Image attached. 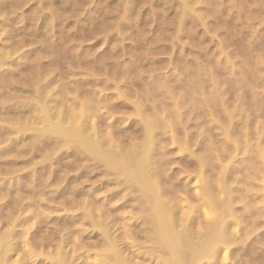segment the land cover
I'll list each match as a JSON object with an SVG mask.
<instances>
[{"label": "rangeland", "instance_id": "1", "mask_svg": "<svg viewBox=\"0 0 264 264\" xmlns=\"http://www.w3.org/2000/svg\"><path fill=\"white\" fill-rule=\"evenodd\" d=\"M0 9V52L6 59L0 66V121L5 126L0 124V150L6 147L10 151V155H0V182L5 178L13 183L15 178L22 177V183L25 179L28 183L30 177L24 175L34 171L27 168L29 165H23L24 161L33 156L36 162L53 145V138L36 142L27 132L17 134L13 125L19 121L22 124L23 121L30 122V119L34 120L30 116L39 113L35 96L31 99L32 94L37 95L36 91L50 92L53 100L48 103L55 105L53 110L61 113L76 110L77 105L88 97L97 96L100 99L98 111L90 119L98 123L105 136L109 124L128 131L130 137L137 133L140 125L133 112L137 102L145 115L152 109L163 115L167 112L166 119L172 118V132L171 135L167 133L169 141L165 144L170 159L165 172L175 175L170 183L179 189L176 194L184 209L185 205H196L198 198L205 195L200 186L204 178L206 183L210 180L208 184L215 181L212 184L216 190H213L218 194L213 192L217 196L220 193L218 198L225 197L218 190L217 180L226 167L229 171L225 174V184H231V187L236 185L237 176L245 175L241 168L248 165L246 160H252L251 164L256 160L249 164L251 168L248 165L253 168L252 173L250 169L248 171L251 178L264 172L256 151V142L262 139L260 146L264 152V0H0ZM151 90L153 95H150ZM225 122L229 125L225 126ZM174 131L179 133L178 136ZM235 139H247L253 147L251 152L233 151ZM179 141H183L181 145ZM35 143L40 151L42 145L40 153L33 147ZM68 153H58L62 162L54 163L57 172L63 173L62 164L73 159ZM55 155L58 157L57 153ZM82 163L87 166L92 162ZM226 163L229 166L225 167ZM2 166L6 172L2 171ZM101 166L90 173L93 180L100 176ZM40 167L36 166L37 169ZM73 167L67 169L69 176L88 170L81 165ZM198 168L204 174L199 172L198 176ZM89 182L83 183L85 188L89 187ZM26 190L20 185L10 187L16 204L23 202ZM3 197L0 204L3 203L2 213L6 216L10 207L6 208L4 203L11 202V196ZM208 208L199 211L202 222L213 214ZM61 209L51 212L47 219L64 215L66 211ZM11 215L16 217L18 214L15 216V212H11ZM133 216H137L136 213ZM2 225L0 231L6 229L8 223ZM83 231L85 235L94 233L88 225L83 226ZM140 239L136 237L135 240ZM14 240L9 241V247L14 251L6 252L9 264L12 261L23 264V250L28 247L20 243L22 238ZM240 245L231 244L229 250L236 247L239 248L237 251L241 250L243 245ZM38 247L35 250H48ZM94 248L96 246L86 245V250H90L86 260L90 262L98 258ZM231 255L228 254L226 260L224 253L217 255V264L238 261V254ZM36 263L51 264L46 259Z\"/></svg>", "mask_w": 264, "mask_h": 264}, {"label": "bare ground", "instance_id": "2", "mask_svg": "<svg viewBox=\"0 0 264 264\" xmlns=\"http://www.w3.org/2000/svg\"><path fill=\"white\" fill-rule=\"evenodd\" d=\"M183 7L186 8V6ZM1 52L0 66L6 60H4V53L2 52L3 57ZM151 92L147 91L146 93L153 95L154 91L151 90ZM45 93L47 91H36L37 95L31 93V99L35 96L34 103L39 110L38 114H34L35 110L32 109L36 116L31 115L30 118L34 120L23 121V124L22 121L13 124L17 134L27 132L36 142L42 138H46V140L53 138V145L52 147L50 145L49 152L44 151L46 154H42L43 156L36 162L33 160V156L27 157V160L24 161L23 165H29L27 168L34 171L31 175H24L30 177L28 183L25 182L26 179L22 183L24 180L22 177L15 178L13 183H9L5 178L1 179L0 200L4 195L11 196V202L4 203L6 208L10 207L9 215L6 216L2 213L4 205L0 204V223L9 225L0 231V264H9V254L6 252L14 251L10 248L9 241L10 239L16 241L19 238H22L20 243L28 247L23 248V264L30 263L29 260L33 264H37L36 262H39L40 259H46L51 264H217L219 261L217 262L216 256L223 253L225 260L229 259L228 254L232 253L231 256L238 254V261L230 264H264V228H262L264 225V172H261V176L255 174L251 178L248 171L252 167L249 165L252 160L250 162L246 160L250 168L248 165L241 168L245 175L235 178L236 185L234 187H231V184H228L230 186L225 184L227 180L225 174L229 171V168L226 167L229 165L226 163V168L224 167L225 169L221 171L218 180L216 179L218 190L223 192L225 197L218 198L220 193L217 196L218 192L215 191L216 188H213L215 181L208 184L210 180L208 179V183H206L207 180L204 178L205 182H200V186L205 195L198 198L196 205H185L184 209L181 199L176 194V190L179 189L170 183L175 175L165 172L170 163L165 144L169 141L167 133L172 132L170 130L172 118L166 119L167 112L163 115L162 112L160 114L159 111L150 109L151 112L149 111L145 115L137 102L133 109L140 125L137 133L130 137L128 131L119 130L116 126L113 128L109 124L105 136L101 132V127L97 126L98 123L90 119L98 111V100L100 99L96 98L97 96L88 95L90 97L77 105L76 110L61 113L53 110L55 105L48 103L53 100V95L50 92ZM52 93L54 92L52 91ZM27 98L29 99V97ZM1 122L3 121H0V124ZM226 122L229 123V121ZM226 122L224 125H229ZM175 124L177 125V123ZM175 124L174 126H176ZM1 125L4 126V124ZM110 129H113L112 132H109ZM176 131L174 132L177 133L178 131ZM224 131L226 130L224 129ZM223 134H227V132ZM182 135L184 136V133ZM241 135L243 137L242 133ZM246 135L244 136L246 137ZM247 138L249 137L247 136ZM246 140H236L233 151L244 150L245 154L250 153L253 147ZM50 141L52 142V139ZM180 141L179 145L183 142ZM260 141L256 142V151L259 153L260 162L264 165V152L261 150ZM250 142L252 141L250 140ZM31 145L30 148H32ZM184 145L187 144L184 143ZM41 146L39 147L42 151ZM33 147L36 149V143ZM6 149L5 147V150H0V155H10L8 153L10 151ZM36 150L38 153L41 152L38 148ZM67 151H69L67 155H72L73 159L62 164L64 167L59 165V167L65 168L61 170L63 173H59L53 165L59 160L61 161V156L59 157L58 153L62 154ZM218 152L220 153V151ZM56 153L58 157H55ZM213 154H215L214 151ZM224 156L226 155L224 154ZM224 156L220 157L224 159ZM83 161L92 163L86 166L82 163ZM37 165L41 167L37 169ZM78 165L84 166L88 170L85 172L80 170L77 175L69 176L67 169ZM99 165H102L103 169L99 171L100 176L93 180L90 173ZM10 167L7 168L10 169ZM3 169L4 172L5 169ZM252 169L249 172L252 173ZM197 170L198 176L203 173L199 168ZM85 181H90L87 188H85L86 185H83ZM12 185L18 187L20 185L23 190L27 189L26 196L22 197L23 202H19L20 204L18 202L16 204L15 196L10 193ZM183 186L181 187L184 189ZM45 189L49 190V193L45 192ZM213 191L217 192V194L215 193L217 197ZM201 192L202 190H200ZM103 193L106 194L103 195ZM41 195H46L44 199L47 202L41 198ZM225 198H228V201ZM42 200L44 201L42 202ZM205 207H209L213 214L202 222L199 211ZM57 208H62L61 211L64 209L66 212L60 217L54 216L48 220L49 214ZM11 212L12 214L15 212V216L16 213L18 215L12 217V215L10 216ZM21 213L23 216L20 219ZM135 213L137 216L134 217ZM132 219L133 221H131ZM85 225L94 231L93 235L83 233ZM17 226L20 228L16 229ZM91 237L94 239L91 240ZM136 237H140V241H136ZM17 242L19 243V241ZM239 243L243 245L241 250L237 251L238 247L233 248L232 251L229 250L231 244ZM16 245L17 243L15 247H17ZM86 245L96 246L93 252L98 255V258H95L93 262L86 260V257L90 255V250H86ZM37 246L45 247L48 250L37 251L35 250ZM239 254L242 256L241 258ZM10 264H13V261Z\"/></svg>", "mask_w": 264, "mask_h": 264}]
</instances>
